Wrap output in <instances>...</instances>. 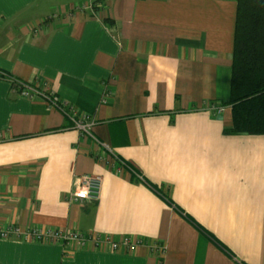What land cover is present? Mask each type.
<instances>
[{
    "label": "crops",
    "instance_id": "obj_1",
    "mask_svg": "<svg viewBox=\"0 0 264 264\" xmlns=\"http://www.w3.org/2000/svg\"><path fill=\"white\" fill-rule=\"evenodd\" d=\"M236 9L0 0V231L147 242L125 253L0 236V264H264V134L228 131ZM17 80L54 90L90 132ZM88 173L103 178L100 198L75 200Z\"/></svg>",
    "mask_w": 264,
    "mask_h": 264
},
{
    "label": "trees",
    "instance_id": "obj_2",
    "mask_svg": "<svg viewBox=\"0 0 264 264\" xmlns=\"http://www.w3.org/2000/svg\"><path fill=\"white\" fill-rule=\"evenodd\" d=\"M237 3L230 93L235 134H264V0Z\"/></svg>",
    "mask_w": 264,
    "mask_h": 264
},
{
    "label": "built area",
    "instance_id": "obj_3",
    "mask_svg": "<svg viewBox=\"0 0 264 264\" xmlns=\"http://www.w3.org/2000/svg\"><path fill=\"white\" fill-rule=\"evenodd\" d=\"M19 93L28 99H40L47 103L50 107L57 108L67 114L74 125L82 132H90L93 124L86 114L79 115L72 104L61 98L54 90L49 89L45 84L36 85L33 81L17 80ZM109 94L103 97V101L108 100ZM213 111H222V106L212 103L208 106ZM103 178L99 174L88 173L79 176L76 188L73 192L75 200H98L101 195ZM2 238H14L20 240H34L39 242H60L65 245H77L80 248L109 249L112 251H120L132 253L141 245L147 242L137 236L124 235L116 238L111 234L99 235L96 233H83L76 230H64L57 228L29 227L19 228L10 225L0 231ZM153 248L159 252H165L166 247L163 244L153 243Z\"/></svg>",
    "mask_w": 264,
    "mask_h": 264
}]
</instances>
